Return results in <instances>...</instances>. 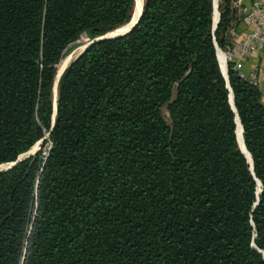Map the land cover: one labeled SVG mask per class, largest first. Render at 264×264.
<instances>
[{
    "label": "trees",
    "instance_id": "1",
    "mask_svg": "<svg viewBox=\"0 0 264 264\" xmlns=\"http://www.w3.org/2000/svg\"><path fill=\"white\" fill-rule=\"evenodd\" d=\"M134 3L0 0V163L42 138L0 170V264H264V103L215 53L231 0L213 30L212 0H143L65 65L53 113L66 49Z\"/></svg>",
    "mask_w": 264,
    "mask_h": 264
},
{
    "label": "built area",
    "instance_id": "2",
    "mask_svg": "<svg viewBox=\"0 0 264 264\" xmlns=\"http://www.w3.org/2000/svg\"><path fill=\"white\" fill-rule=\"evenodd\" d=\"M241 1L231 0V4L236 8ZM238 12L239 31H231L222 49L214 42L218 48L215 53L216 56L218 51L222 53L225 71L229 64L241 78L261 89L264 86L261 81L264 77V56L262 61H256L249 67H245V62L253 53L264 49V0H250Z\"/></svg>",
    "mask_w": 264,
    "mask_h": 264
},
{
    "label": "water",
    "instance_id": "3",
    "mask_svg": "<svg viewBox=\"0 0 264 264\" xmlns=\"http://www.w3.org/2000/svg\"><path fill=\"white\" fill-rule=\"evenodd\" d=\"M142 2H143V0H142ZM142 2H141V5H140V8H139V11H138V14H137V16L133 19V21H131L130 23H129V25L126 27V29H124V30H122V31H119V32H113V33H108V31H106V32H104V33H102V34H100V35H96V36H94V37H92L91 39H89V40H87L86 42H85V44L83 45V48H82V50L88 45V44H90L91 42H93V41H96V40H99V39H102V38H106V37H112V36H117V35H120V34H122V33H124V32H126L135 22H136V20L138 19V17H139V15H140V13H141V7H142ZM134 5V4H133ZM212 5H214V0H212ZM132 10H133V8H132ZM218 12V11H217ZM131 14H132V12H131ZM131 16V15H130ZM217 18H218V14H217V17H216V20H217ZM216 20H212V30L215 28V24H216ZM115 28V27H114ZM113 29V28H112ZM111 30V29H110ZM215 45V44H214ZM218 48H217V46L215 45V50H217ZM81 50V51H82ZM80 51V52H81ZM79 52V53H80ZM78 53V54H79ZM77 54V55H78ZM76 55V56H77ZM75 56V57H76ZM74 57V58H75ZM73 58V59H74ZM73 59H71V60H73ZM70 60V61H71ZM69 61V62H70ZM68 62V63H69ZM217 62H218V58H217ZM66 65V64H65ZM65 65L60 69V71L57 73V75H56V79L53 81V83L55 84V87H54V89H56V85H57V80H58V77H59V75H60V73H61V71L63 70V68L65 67ZM218 67H219V70H220V72H221V74L223 75V77H224V79H225V81H226V84L228 85V83H227V74H226V71H222L221 70V67H220V65H219V62H218ZM229 94H231L230 93V91H229V93H228V101H229V103H230V105H231V107L234 109V106H233V101H232V95H231V98L229 99ZM55 101H56V95H55V97L53 98V113H54V111H55ZM236 118H237V116H236V114H235V122H236ZM238 119V118H237ZM52 120H53V116H52ZM239 121V120H238ZM236 127V126H235ZM240 128H241V125H240ZM241 135H242V128H241ZM41 140H42V138H40V139H38V140H36L34 143H36V144H40L41 143ZM236 141H237V139H236ZM237 145H238V141H237ZM35 146H33V144L27 149V150H25L24 152H22V153H20V154H18L17 155V157L14 159V160H11V161H7V162H4V163H0V170H2V169H6V168H8V167H10L11 165H13L14 163H16L18 160H20L21 158H24V157H26L28 154H30V153H32V149L34 148ZM238 147H239V149H240V151L243 153V151H242V149H241V147L238 145ZM249 153V152H248ZM244 154V153H243ZM245 155V154H244ZM246 157V156H245ZM249 157H250V154H249ZM246 160H247V158H246ZM247 162H248V160H247ZM249 163V162H248ZM3 164V165H2ZM249 169L251 170V172H252V165H251V157H250V163H249ZM259 182V180L258 179H256V182ZM259 191H260V182H259V187H258V192H256V197L258 196V194H259Z\"/></svg>",
    "mask_w": 264,
    "mask_h": 264
},
{
    "label": "bare ground",
    "instance_id": "4",
    "mask_svg": "<svg viewBox=\"0 0 264 264\" xmlns=\"http://www.w3.org/2000/svg\"><path fill=\"white\" fill-rule=\"evenodd\" d=\"M141 2H142V0H135V3H134V6H133V11H132V14H131V17H130V19H129V21L128 22H126L125 24H123V25H120V26H118V27H116L115 29H113V30H111V31H108V33H113V32H119V31H122V30H124V29H126V27L129 25V23L131 22V21H133V19L137 16V14H138V11H139V8H140V5H141ZM218 10H217V0H214V5H213V21L214 20H216V17H217V14H218V12H217ZM216 12H217V14H216ZM81 46H79L78 48H76V49H73L70 53H68L65 57H64V60H69L70 59V57L73 55V53H75L76 51H78L79 50V48H80ZM222 53L220 52V51H218V53H217V58H218V62H219V65H220V67H221V70L224 72L225 71V64H224V60H223V55H221ZM67 61H65L63 64L65 65L66 63H67ZM63 64L61 65V68L63 67ZM60 67H58V70H57V73L60 71V69H61ZM57 73H56V75H57ZM56 75H55V79H56ZM54 87H55V84H53V98L55 97V95H56V89H54ZM231 98V94H229V99ZM237 124H238V129H237ZM240 123H239V121H238V119L236 118V130H235V132H236V138H237V141H238V145L241 147V149H242V151H243V153L245 154V156L246 157H248L249 156V153H247V151H246V149H245V147L243 146V148H242V144H243V142L241 143V141H240V138L238 137L239 135V133L238 132H240V125H239ZM238 135V136H237ZM240 136H241V134H240ZM36 144V143H35ZM34 144V145H35ZM33 145V146H34ZM37 145V144H36ZM244 145V144H243ZM37 147H38V145H37ZM248 154V155H247ZM247 160H248V162L250 163V157H248L247 158ZM3 165V164H2ZM258 187H259V182L257 181V187H256V192H258Z\"/></svg>",
    "mask_w": 264,
    "mask_h": 264
},
{
    "label": "crops",
    "instance_id": "5",
    "mask_svg": "<svg viewBox=\"0 0 264 264\" xmlns=\"http://www.w3.org/2000/svg\"><path fill=\"white\" fill-rule=\"evenodd\" d=\"M250 2V0H242L241 4L239 5V7H236V13L234 18L232 19V21L230 22V25L228 27V31H227V38L231 35V31L233 32H237L239 31V28L241 26L240 21L238 19V11L241 10V8L244 5H247ZM262 55L264 56V49H262L261 51L257 52V53H253L251 56L248 57V59L245 62V67H249L251 64H253L256 61H262ZM261 81L263 82L264 85V77H261ZM261 91V96H260V100L264 103V86H262V88L260 89Z\"/></svg>",
    "mask_w": 264,
    "mask_h": 264
},
{
    "label": "rangeland",
    "instance_id": "6",
    "mask_svg": "<svg viewBox=\"0 0 264 264\" xmlns=\"http://www.w3.org/2000/svg\"><path fill=\"white\" fill-rule=\"evenodd\" d=\"M115 29V28H114ZM111 31V30H110ZM87 40H86V36H85V34H83V33H81L71 44H70V46L66 49V51H65V53H64V55L61 57V62H60V60L58 61V63H59V65H58V63H57V65H58V67H60L61 68V65L65 62V61H67V60H64V57L68 54V53H70L73 49H76V48H78L79 46H81L80 48H79V50L78 51H76L75 53H73V55L70 57V59L67 61V63L71 60V59H73L81 50H82V48H83V45L85 44V42H86ZM222 55V54H221ZM223 57V56H222ZM66 63V64H67ZM63 66H64V64H63ZM161 111H162V115H163V117L166 119V120H168V117H167V112H166V109H165V105H162V107H161ZM35 143H33V145H34ZM38 145V147H39V145L40 144H37ZM37 145L35 144L34 146V148L31 150L32 152L34 151V150H36L38 147H37Z\"/></svg>",
    "mask_w": 264,
    "mask_h": 264
}]
</instances>
